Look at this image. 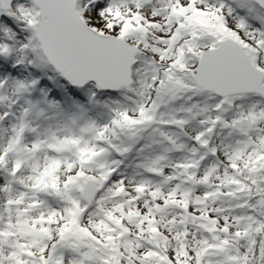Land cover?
Returning <instances> with one entry per match:
<instances>
[{
    "label": "snow or ice",
    "instance_id": "6c2138e0",
    "mask_svg": "<svg viewBox=\"0 0 264 264\" xmlns=\"http://www.w3.org/2000/svg\"><path fill=\"white\" fill-rule=\"evenodd\" d=\"M0 264H264V0H0Z\"/></svg>",
    "mask_w": 264,
    "mask_h": 264
}]
</instances>
